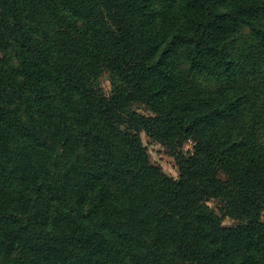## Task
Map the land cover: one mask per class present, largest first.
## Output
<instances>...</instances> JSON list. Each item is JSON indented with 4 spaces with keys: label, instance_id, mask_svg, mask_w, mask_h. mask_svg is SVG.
Returning <instances> with one entry per match:
<instances>
[{
    "label": "trees",
    "instance_id": "1",
    "mask_svg": "<svg viewBox=\"0 0 264 264\" xmlns=\"http://www.w3.org/2000/svg\"><path fill=\"white\" fill-rule=\"evenodd\" d=\"M263 214L264 0H0V264H264Z\"/></svg>",
    "mask_w": 264,
    "mask_h": 264
},
{
    "label": "rangeland",
    "instance_id": "2",
    "mask_svg": "<svg viewBox=\"0 0 264 264\" xmlns=\"http://www.w3.org/2000/svg\"><path fill=\"white\" fill-rule=\"evenodd\" d=\"M11 54L15 57L17 54V51L11 50ZM4 54V53H3ZM9 54V53H6ZM18 64V63H17ZM102 90L105 92L106 95H109L112 91V84L111 79L108 74H104L101 78V84H100ZM143 113L144 111L141 110ZM141 140L142 144L147 150L146 153L148 155L149 163L152 167L158 168L163 171L164 174L167 176L179 179L180 177V170L179 166L177 164L176 158L173 156V154L167 150L165 147H163L160 143L153 140L151 137H149L146 133L141 134ZM184 152H193V143L189 142L184 147ZM123 157L130 158L128 154H125ZM62 192V189L56 192V195L60 197V194ZM209 206L211 209L216 211V213L219 215V201L218 200H211L209 202ZM264 219V214H263ZM225 226H232L234 224V221L226 218L223 222Z\"/></svg>",
    "mask_w": 264,
    "mask_h": 264
}]
</instances>
